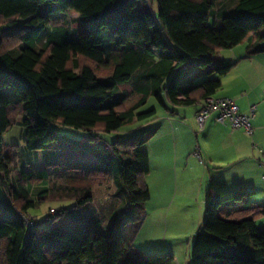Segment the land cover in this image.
Instances as JSON below:
<instances>
[{
    "label": "trees",
    "instance_id": "obj_1",
    "mask_svg": "<svg viewBox=\"0 0 264 264\" xmlns=\"http://www.w3.org/2000/svg\"><path fill=\"white\" fill-rule=\"evenodd\" d=\"M155 2L166 37L151 10ZM230 4L0 0V264H175L173 254L133 249L123 236L128 222L122 231L105 235L61 220L65 213L93 201L92 188L76 187L72 183L77 179L69 177L67 186L36 192L42 180L17 166L18 149L5 145V136L22 118L19 124L28 152L54 151L59 157L54 171L82 173L93 179V186L106 185L104 156L113 154L128 206L138 213L151 198L146 182L151 165L144 146L154 135L145 131L106 146L101 134L118 131L129 122L154 119L156 109L139 113L152 96L161 102L165 94L176 107L218 97L219 78L194 81L197 60L209 74L223 77L235 64L218 57V50L247 43L249 55L264 54V0ZM68 14H78L84 30L55 26ZM103 30L108 31L104 37ZM130 87L143 97L125 109ZM57 124L89 133L88 143L60 135L53 129ZM72 152L88 154L97 163L67 161ZM254 194L211 180L203 228L194 236L192 264H264V225H257L264 220V203H255ZM67 199L74 201L69 211L52 214V210L55 222L34 230L37 220L31 210ZM19 213L35 223L31 230L19 220Z\"/></svg>",
    "mask_w": 264,
    "mask_h": 264
},
{
    "label": "crops",
    "instance_id": "obj_2",
    "mask_svg": "<svg viewBox=\"0 0 264 264\" xmlns=\"http://www.w3.org/2000/svg\"><path fill=\"white\" fill-rule=\"evenodd\" d=\"M65 16L69 19L78 16L81 20L78 14ZM243 45L246 46L245 57L260 56L249 55L248 44ZM118 54L121 56L120 53ZM234 64L236 67V63ZM130 93L133 94L132 91ZM227 95L216 96L234 99L241 113L248 114L251 107L256 106L253 105L254 101H258V99L254 101L252 99H255L257 95H260L261 99L264 98V81H260L252 87V99L248 97L247 102L244 99L247 98L245 94L233 92ZM165 100L166 107L171 111L169 110V119H164L163 125L170 129L169 133L172 139H167L169 142L164 141L160 145V138L165 139L160 137L153 144L148 145L150 148H155V159L148 151L151 172L147 183L151 187V198L149 203L147 202V207L154 206V200H157L158 195H166L172 191L173 187L177 193L167 214L163 211L167 200L163 199L160 201L161 205L154 206L156 210H150L147 213L144 222L137 228L136 234L127 237L126 234L129 230V226H127L123 231V236L125 239L127 238L126 242L133 249L141 253L173 254L176 259L175 264H192L194 236L203 228L206 198L211 180L224 181L230 190L244 187L247 191L255 193L252 198L255 203H264V199L261 200L258 196L262 188L254 181L260 177V170L257 169L254 161H258L262 168H264V163L260 159L261 157H254L255 160L252 158L253 153L258 152L259 145L264 144L262 140L264 107L262 105L259 114H256L252 121L254 128L252 137L247 135L243 129L231 133L228 128L217 124L213 117L207 123L200 138V133L197 131L196 115L201 104L176 107L169 103L167 97ZM186 110H190L187 111L190 113H187ZM21 120L22 118L19 119L20 122ZM19 123L17 128L14 127L5 136V145L18 149L15 152L18 156L17 166L21 170L41 180H48L49 171L53 170L59 161L58 155L50 149L41 152H28L25 148L24 129ZM254 137H257V143L254 141ZM197 149L201 152L203 163L195 156ZM259 154L264 155V151L259 149ZM46 185L43 183L44 187ZM43 186L41 190H48V185L45 189ZM35 194L33 192V196ZM163 225H165L164 234H162ZM181 225H184V230L178 232L177 228ZM139 240L142 241V245L138 244Z\"/></svg>",
    "mask_w": 264,
    "mask_h": 264
},
{
    "label": "rangeland",
    "instance_id": "obj_3",
    "mask_svg": "<svg viewBox=\"0 0 264 264\" xmlns=\"http://www.w3.org/2000/svg\"><path fill=\"white\" fill-rule=\"evenodd\" d=\"M227 1H231V7L237 6L240 0H217L220 4L225 3ZM140 8V7H139ZM142 8V7H141ZM217 7L214 6L213 10L216 11ZM151 10L153 14L155 15L156 21L158 23L159 28L161 29L162 33L166 37V32L164 30V27L162 23L159 20V7L158 4L155 2L151 5ZM66 17V18H65ZM76 19V20H75ZM59 22V21H58ZM69 22V23H66ZM55 26L58 27H65L66 29L69 28L72 30V28H78L80 27L84 30V24L81 23V20L78 18V16H75L73 18H68L67 16L61 17L60 22L55 24ZM88 27V26H87ZM83 33V31H80ZM107 30H103L102 36L104 37L107 33ZM246 46H238L234 49L230 50H218L217 56L222 58L228 63H236V67L231 70V72L226 76H220L217 73L209 74L203 67L200 65V61H196V71L194 76V81L197 82V84H200L206 80H214L219 78L223 86L222 88L217 92L218 96L227 95L229 93L238 92L241 94L247 95V98H244L247 102L249 98L252 99L251 92L252 87L256 86V84L260 81H264V54L260 55L255 58L251 57H245L246 55ZM107 73H101V75H106ZM171 77H168L165 80V84L168 83ZM132 88H129L131 91ZM12 95L15 99H17V96L15 95L14 91L12 90ZM228 96V95H227ZM143 97L140 93H133L129 94L128 99L125 102V109H130L134 106H136L137 102ZM165 95H161V102L157 99V97L152 96L150 99H148V102L140 107L139 113L147 112L151 109H156L157 114L154 119L148 120V121H133L126 123L120 130L112 132V133H104L101 134L102 139L104 140V144L106 146H110L115 142H123L130 138L138 137L145 131H150L153 133V137L149 140L147 144L144 146V150L146 152H150L152 155V158L155 159V148H150V146L155 141H157L160 137H164L165 139L160 138V145L168 140L172 139L171 134L169 133L170 129L167 127L165 128L163 125L164 119L168 120L171 109L166 107V100ZM249 97V98H248ZM258 101H254L257 100ZM254 101L253 105H258L256 114H259V111L262 109V105L264 107V98L261 99L260 95H257L255 99H252ZM260 106V108H259ZM186 109V108H185ZM170 110V111H169ZM190 111V110H186ZM190 113V112H187ZM166 116V117H164ZM184 118V117H183ZM20 119V118H19ZM188 124V121H187ZM19 125H16V128ZM171 128V127H170ZM53 129L57 131L60 135L64 137H68L70 139L88 143V136L89 133L85 131H79L72 128L64 127L61 125H54ZM172 129V128H171ZM191 131V130H190ZM198 131V130H197ZM196 131V132H197ZM202 132L199 134L201 138ZM247 134V133H246ZM248 135V134H247ZM194 138L195 135L193 134ZM162 139V140H161ZM262 140L264 142V133L262 134ZM254 141L257 143V137H254ZM169 142V141H167ZM259 144V143H258ZM259 149H262L264 151V144L259 145ZM153 147V146H151ZM259 149H257L258 152L253 153L252 158H260L264 163V155L259 154ZM113 155V154H112ZM111 154H106L104 162V166L106 167V173L107 176H105V182L106 185L103 186H93V179L92 178H84L82 173L71 171V172H65L60 169H54L49 171V179L48 180H42L39 184L35 186V191H43L41 190L43 183L48 185V189H51L53 185L58 186H67V184L70 182L69 177H73L77 179L76 181H73L72 184H75L76 187L80 188H86L91 187L93 190V201L88 203L86 206L74 209V211L67 212L64 214L63 218L61 220L65 222H76L77 226L84 230V231H101L105 235H109L112 232L122 231L125 227V225L128 222V233L126 236L132 237L134 234L137 233V228L141 226V224L144 222L145 217L147 216V213L150 210H156L154 206L161 205L160 201L167 200V204L164 207L163 211L165 214L169 212V209L171 207V204L173 202V199L175 197V194L177 191L175 188H172L171 192H168L166 195L160 194L158 195L157 200H154V206L151 208L147 207V203L144 204L143 208L139 210L138 213H135L134 210L128 206L127 201V195L122 191L121 184L119 183V163L117 159L112 156ZM152 159V160H153ZM255 160V158H254ZM67 161L70 162H84L89 165H95L97 162L96 160L88 155V154H79V153H69V156L67 157ZM255 165L257 166V169L260 170V177L258 180H254L258 186H260L262 189L258 193V196L261 200L264 199V168L260 166V163L258 161H254ZM43 169V168H42ZM104 174H101L99 176L100 178L103 177ZM149 179V175L146 178V182ZM104 180V179H103ZM100 181H102L100 179ZM46 185V186H47ZM43 188H47V187ZM51 186V187H50ZM148 186V183H147ZM150 189L151 187L148 186ZM263 198V199H262ZM253 200V199H252ZM149 203V202H148ZM74 206V201H71V199L67 200H60V201H51L47 204L42 205L38 210H31V215L36 218V226L34 227V230L40 231L45 227L47 224L51 222H55L52 218V213H55L57 211H62L64 209L68 210ZM231 207V206H230ZM173 210V209H172ZM71 213V214H70ZM72 213H74L72 215ZM164 214V215H165ZM62 222V221H59ZM257 225H264V220L259 222ZM178 232H182L184 230V225L179 226L177 228ZM199 232V231H198ZM165 233V225L162 226V234ZM127 239V238H126ZM148 243L150 241H147ZM139 245H142V241L139 240ZM153 254V253H149Z\"/></svg>",
    "mask_w": 264,
    "mask_h": 264
},
{
    "label": "built area",
    "instance_id": "obj_4",
    "mask_svg": "<svg viewBox=\"0 0 264 264\" xmlns=\"http://www.w3.org/2000/svg\"><path fill=\"white\" fill-rule=\"evenodd\" d=\"M256 110L257 107L252 106L248 114H243L234 99L214 96L208 97L203 100L196 115L198 133H201L207 123L214 117L217 124L228 128L231 133L243 129L252 137L254 135L252 121L255 119ZM195 156L203 163L201 152L198 149ZM18 217L27 226L28 230H31L35 226V223L24 214L19 213Z\"/></svg>",
    "mask_w": 264,
    "mask_h": 264
}]
</instances>
